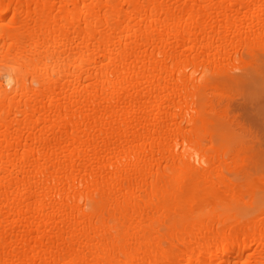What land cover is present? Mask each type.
I'll use <instances>...</instances> for the list:
<instances>
[{"label": "bare ground", "instance_id": "obj_1", "mask_svg": "<svg viewBox=\"0 0 264 264\" xmlns=\"http://www.w3.org/2000/svg\"><path fill=\"white\" fill-rule=\"evenodd\" d=\"M253 79L264 0H0V264H264Z\"/></svg>", "mask_w": 264, "mask_h": 264}, {"label": "rangeland", "instance_id": "obj_2", "mask_svg": "<svg viewBox=\"0 0 264 264\" xmlns=\"http://www.w3.org/2000/svg\"><path fill=\"white\" fill-rule=\"evenodd\" d=\"M231 104L234 135L264 163V81L253 79L233 95Z\"/></svg>", "mask_w": 264, "mask_h": 264}]
</instances>
